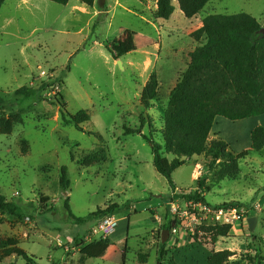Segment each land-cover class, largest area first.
Returning <instances> with one entry per match:
<instances>
[{
    "label": "rangeland",
    "instance_id": "obj_1",
    "mask_svg": "<svg viewBox=\"0 0 264 264\" xmlns=\"http://www.w3.org/2000/svg\"><path fill=\"white\" fill-rule=\"evenodd\" d=\"M156 4L94 0L87 7L76 0L66 5L6 0L0 9V95L5 100L0 106V194L25 216L18 220L0 212V240L15 243L36 264H121L124 249L125 264H157L162 249L163 264H206L211 252L222 250L235 253L227 264H248L264 247V150L250 151L239 162L237 178L214 185L208 160L187 158L172 174V191L156 172L151 145L142 136L163 146L164 111L189 54L203 43L192 36L202 19L245 13L264 28V0H209L191 19L173 2L169 20L155 18ZM153 74L157 96L145 107L141 94ZM43 82L51 88L34 98L14 94ZM81 111L90 121L75 126L71 119ZM260 121L264 125V116ZM256 125L254 118H217L212 131L240 153L250 149ZM126 128L141 129V134L125 135ZM172 159L162 154L164 166ZM62 167L70 180L65 193L59 185ZM197 180L212 185L204 196L210 206L234 202L244 212L239 223H231L229 237L216 244L203 230L209 225L202 224L199 203L175 197L194 194ZM65 197L77 218L117 205L114 233L103 239L94 232L95 220L75 224ZM252 217L258 221L250 232ZM166 219L177 234L170 230L162 243ZM184 222L192 231H184ZM0 264L26 263L9 255Z\"/></svg>",
    "mask_w": 264,
    "mask_h": 264
},
{
    "label": "trees",
    "instance_id": "obj_2",
    "mask_svg": "<svg viewBox=\"0 0 264 264\" xmlns=\"http://www.w3.org/2000/svg\"><path fill=\"white\" fill-rule=\"evenodd\" d=\"M5 1L0 0V9ZM48 1L66 5L70 0ZM76 1L87 7L94 4V0ZM175 1L187 19L199 15L209 2V0H157L155 18L169 20L174 12ZM261 29L264 28L260 23L245 13L210 14L202 19V26L192 34L197 42L203 43L189 54L186 69L170 93L161 129L163 146L153 143L149 137L142 134L144 140L151 145L156 172L167 180L172 191L175 189L172 174L185 164L187 158L205 157L208 160V170L213 171L214 185L237 178L240 172L239 162L248 157L250 151L261 153L264 150V125H258L251 131V148L240 153H235L212 131L218 117L236 122L264 116V33L260 32ZM49 88L50 83L43 82L38 88L22 87L14 94L26 99L34 98ZM157 91L158 81L153 74L142 91L141 104L147 107L148 102L157 96ZM4 105L5 100L0 95V106ZM61 117L67 121L63 114ZM88 121L90 117L84 111L71 119L75 126ZM136 133L141 134V129H125V135ZM163 153L173 157L167 167L162 163ZM59 185L64 193L70 187L66 167L60 169ZM197 185L199 190L194 194H177L175 197L210 206L204 196L206 192L211 191L212 185L205 186L200 180H197ZM64 207L69 218L75 224L81 225L114 215L119 210L117 205H111L106 209H97L86 217L77 218L70 211L68 197L64 199ZM214 207L242 206L232 202ZM0 212L18 220L25 217L18 205L8 202L1 194ZM171 226L172 221L166 219L163 230L170 231ZM231 228V225L208 226L203 230L210 235L211 242L216 244L219 238L229 237ZM165 245L162 244V247ZM0 253V259L15 255L26 264H36L33 256H29L10 240H0ZM163 255L162 249L157 255V264H163ZM234 255L235 253L229 250L211 252L207 256L206 264H227ZM125 257L124 249L121 264H125ZM263 262L264 257L260 255L258 249L255 250L254 257L248 259V264Z\"/></svg>",
    "mask_w": 264,
    "mask_h": 264
},
{
    "label": "built area",
    "instance_id": "obj_3",
    "mask_svg": "<svg viewBox=\"0 0 264 264\" xmlns=\"http://www.w3.org/2000/svg\"><path fill=\"white\" fill-rule=\"evenodd\" d=\"M197 207L201 211L200 216L204 215V217L201 218L202 224L209 226H223L231 225V223L235 222L239 223L241 220L240 216L244 213L243 210H239L236 207L216 208L201 203H199ZM117 223L118 221L113 215L105 216L96 221L94 232L103 239H107L114 233ZM184 231H192L190 224L184 222ZM171 233L177 234V229L173 228Z\"/></svg>",
    "mask_w": 264,
    "mask_h": 264
},
{
    "label": "water",
    "instance_id": "obj_4",
    "mask_svg": "<svg viewBox=\"0 0 264 264\" xmlns=\"http://www.w3.org/2000/svg\"><path fill=\"white\" fill-rule=\"evenodd\" d=\"M260 32L264 33V29H261ZM256 222H257V218L256 217H252V218L248 219L247 223H248V227H249L250 232H253L255 230ZM168 237H169V231L168 230H164L163 233H162L161 242L165 243L167 241Z\"/></svg>",
    "mask_w": 264,
    "mask_h": 264
},
{
    "label": "crops",
    "instance_id": "obj_5",
    "mask_svg": "<svg viewBox=\"0 0 264 264\" xmlns=\"http://www.w3.org/2000/svg\"><path fill=\"white\" fill-rule=\"evenodd\" d=\"M176 2V1H175ZM263 116H260V117H258V118H254L255 120H256V123L258 124V125H262L260 122V119L262 118ZM218 118H221V117H218ZM217 119V118H216ZM216 119H215V121H216ZM215 123V122H214ZM257 126V125H256ZM255 126V127H256ZM254 127V128H255ZM253 128V129H254ZM217 135V134H216ZM250 148H251V143H250ZM257 221H258V219H257ZM256 225H257V222H256ZM261 249H262V251L264 252V247H261ZM261 249H260V252H261ZM229 251H231V250H229ZM215 252H217V251H215ZM263 257H264V255H262ZM262 264H264V262L262 263Z\"/></svg>",
    "mask_w": 264,
    "mask_h": 264
}]
</instances>
